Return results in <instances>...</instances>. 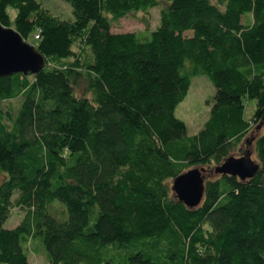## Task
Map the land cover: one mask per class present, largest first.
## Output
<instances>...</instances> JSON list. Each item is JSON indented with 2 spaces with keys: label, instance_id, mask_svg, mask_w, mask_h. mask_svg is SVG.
Listing matches in <instances>:
<instances>
[{
  "label": "trees",
  "instance_id": "obj_1",
  "mask_svg": "<svg viewBox=\"0 0 264 264\" xmlns=\"http://www.w3.org/2000/svg\"><path fill=\"white\" fill-rule=\"evenodd\" d=\"M62 1L72 21L0 0V24L46 62L0 79V264H28L30 241L48 264H264V0ZM164 1L155 30L112 32ZM199 75L215 95L190 136L175 109ZM251 122L257 174H211ZM195 168L212 179L190 209L171 182ZM14 208L25 215L6 229Z\"/></svg>",
  "mask_w": 264,
  "mask_h": 264
},
{
  "label": "rangeland",
  "instance_id": "obj_2",
  "mask_svg": "<svg viewBox=\"0 0 264 264\" xmlns=\"http://www.w3.org/2000/svg\"><path fill=\"white\" fill-rule=\"evenodd\" d=\"M38 1L45 10H47L53 17L60 20L72 21L73 20V10L71 6L62 0H36ZM211 3L217 5L216 0H210ZM165 2L161 3L159 7L148 9L146 11L131 13L125 18L112 22V32L113 33H136V34H148L149 32L155 30L159 26L160 22V11L164 8ZM11 19L14 18L15 13L12 10L8 11ZM30 44H34L31 39L28 41ZM82 50V45L79 42L75 43L73 51L76 54H80ZM88 55L87 53H85ZM215 95V89L213 88L210 81L206 76H196L191 80V86L186 98L176 107L175 116L178 120L182 121L186 125L187 134L194 135L201 130L203 124L208 118L210 109L213 104V97ZM245 105L244 116L247 120H251L253 110H255V103L243 100ZM4 107L7 106H17V101H12L11 103L3 104ZM250 132L242 141L241 145H238L235 152L232 154L234 157H240L243 153L242 146L246 139L256 138L261 133V129L256 130L257 127L251 122ZM256 131V132H255ZM252 160L255 161L254 154L252 155ZM214 166V165H213ZM213 168V167H212ZM212 176V175H211ZM2 175L0 174V179ZM207 178L212 179L210 175ZM25 212L14 208L12 209L10 216L5 224L6 229H13L19 225L22 221ZM26 250L28 253V264H48L44 251L41 246L30 241L26 245Z\"/></svg>",
  "mask_w": 264,
  "mask_h": 264
},
{
  "label": "water",
  "instance_id": "obj_3",
  "mask_svg": "<svg viewBox=\"0 0 264 264\" xmlns=\"http://www.w3.org/2000/svg\"><path fill=\"white\" fill-rule=\"evenodd\" d=\"M45 67L44 57L33 45L25 42L13 28L0 24V79L14 74L37 75ZM249 145L247 142L240 157L231 156L209 172L236 177L240 181L253 179L260 166L252 160L253 151L249 150ZM206 172L205 169L195 168L175 177L171 182V191L176 200L190 209L198 207L205 193Z\"/></svg>",
  "mask_w": 264,
  "mask_h": 264
},
{
  "label": "flooded vegetation",
  "instance_id": "obj_4",
  "mask_svg": "<svg viewBox=\"0 0 264 264\" xmlns=\"http://www.w3.org/2000/svg\"><path fill=\"white\" fill-rule=\"evenodd\" d=\"M241 148H242V150H243V152H244V150H245V145H243Z\"/></svg>",
  "mask_w": 264,
  "mask_h": 264
},
{
  "label": "built area",
  "instance_id": "obj_5",
  "mask_svg": "<svg viewBox=\"0 0 264 264\" xmlns=\"http://www.w3.org/2000/svg\"><path fill=\"white\" fill-rule=\"evenodd\" d=\"M36 38H38V37H36Z\"/></svg>",
  "mask_w": 264,
  "mask_h": 264
}]
</instances>
